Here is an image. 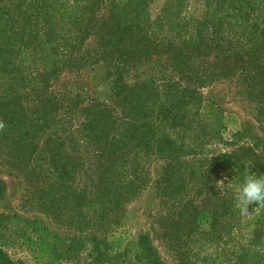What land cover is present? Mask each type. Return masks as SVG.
Wrapping results in <instances>:
<instances>
[{"label": "trees", "instance_id": "obj_1", "mask_svg": "<svg viewBox=\"0 0 264 264\" xmlns=\"http://www.w3.org/2000/svg\"><path fill=\"white\" fill-rule=\"evenodd\" d=\"M190 1L0 0V163L22 177L38 212L69 231L29 245L36 263L164 264L149 234L110 252L127 205L151 185L166 207L158 239L179 264H210L202 250L237 230L232 190L219 192L215 182L220 173L238 184L263 171L264 156L241 147L193 160L196 143L208 139L196 122L197 90L237 80L256 106L264 144V0H193V16ZM100 64L117 77L111 97L120 115L53 88L65 71ZM149 65L172 76L124 82ZM152 157L165 162L154 182ZM0 264L18 263L0 249Z\"/></svg>", "mask_w": 264, "mask_h": 264}, {"label": "rangeland", "instance_id": "obj_2", "mask_svg": "<svg viewBox=\"0 0 264 264\" xmlns=\"http://www.w3.org/2000/svg\"><path fill=\"white\" fill-rule=\"evenodd\" d=\"M153 7L158 10L161 3H155ZM193 10L191 0L186 14L193 16ZM169 76H172L171 73L161 67L149 65L129 71L122 78L126 84L134 85L162 77L167 79ZM116 78L114 70H109L103 64L73 68L62 73L54 82L53 88L57 94L65 95L63 97L66 98L81 94L83 97L98 99L117 107L111 97L113 80ZM197 91L203 102L196 122L201 126L199 130L206 128L202 136L208 139L201 138L199 142L203 139L204 141L199 147L196 143V155L192 156L193 160L212 158V153L217 150H220L221 155L234 153L241 147H255L257 154L264 156V144H257L258 138L263 137V129L256 121V106L247 100L237 80L219 82ZM211 104L214 105L213 108H210ZM116 107V112L120 115L121 109ZM207 115L211 120L218 116L219 121L212 123ZM239 132L245 133L243 135ZM247 134L254 139L247 138ZM79 148L82 152L85 151L86 142L79 141L76 150ZM80 153L79 151L78 154ZM164 167V160L151 158L150 176L153 182L161 175ZM255 174L264 175V170ZM223 175L224 173H220L217 181L230 183ZM235 186L236 184L232 183V187ZM27 188L21 176L0 163V249L18 264H39L28 249L29 245L37 247L41 241L48 244L51 234L65 235L69 231L38 212L33 204L27 201ZM256 206L250 205L249 212L240 213L239 226L233 235L227 238V244L210 245L202 250V256L208 257L210 264H264V206L255 208ZM165 212V205L151 185L127 205L123 225L113 233L110 240V252H123L126 245L134 242L139 235L149 234L161 261L164 264H179L174 253L158 239L155 221ZM23 220L34 221L36 225L25 226ZM35 230L38 232H34Z\"/></svg>", "mask_w": 264, "mask_h": 264}, {"label": "clouds", "instance_id": "obj_3", "mask_svg": "<svg viewBox=\"0 0 264 264\" xmlns=\"http://www.w3.org/2000/svg\"><path fill=\"white\" fill-rule=\"evenodd\" d=\"M218 155H221L220 150L212 153V157ZM231 182L225 184L222 181H217L215 187L219 192L224 191L225 186L230 188L233 205L242 214L249 212L250 205H257L255 208L264 206V175L246 172L234 188Z\"/></svg>", "mask_w": 264, "mask_h": 264}]
</instances>
